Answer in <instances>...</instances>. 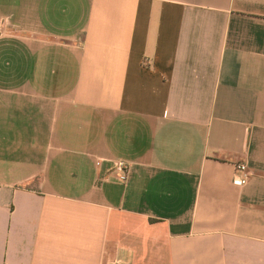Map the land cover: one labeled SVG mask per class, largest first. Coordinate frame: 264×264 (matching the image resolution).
I'll return each instance as SVG.
<instances>
[{
    "label": "crops",
    "instance_id": "obj_1",
    "mask_svg": "<svg viewBox=\"0 0 264 264\" xmlns=\"http://www.w3.org/2000/svg\"><path fill=\"white\" fill-rule=\"evenodd\" d=\"M0 21V264H264V0Z\"/></svg>",
    "mask_w": 264,
    "mask_h": 264
},
{
    "label": "built area",
    "instance_id": "obj_2",
    "mask_svg": "<svg viewBox=\"0 0 264 264\" xmlns=\"http://www.w3.org/2000/svg\"><path fill=\"white\" fill-rule=\"evenodd\" d=\"M6 25H7L6 21H0V36L3 33ZM95 164L98 167L100 166L101 161L97 160ZM111 166L112 167H111L110 177L120 183H125L129 172V164L124 160L116 159L111 161ZM234 175L237 178V182L239 184L245 183V181L249 176V171L245 162H240L236 165Z\"/></svg>",
    "mask_w": 264,
    "mask_h": 264
}]
</instances>
